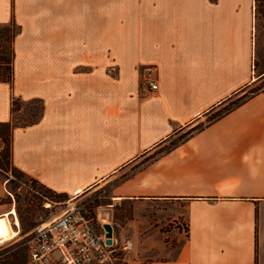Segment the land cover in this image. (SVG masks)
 Returning a JSON list of instances; mask_svg holds the SVG:
<instances>
[{
    "label": "crops",
    "instance_id": "obj_1",
    "mask_svg": "<svg viewBox=\"0 0 264 264\" xmlns=\"http://www.w3.org/2000/svg\"><path fill=\"white\" fill-rule=\"evenodd\" d=\"M6 25L0 127L18 169L76 201L110 185L100 211L154 208L153 224L133 215L115 235L153 248L148 264H264V91L209 119L257 82L258 0H0ZM16 100L39 104L34 120L14 123ZM9 193L0 176V217Z\"/></svg>",
    "mask_w": 264,
    "mask_h": 264
},
{
    "label": "rangeland",
    "instance_id": "obj_2",
    "mask_svg": "<svg viewBox=\"0 0 264 264\" xmlns=\"http://www.w3.org/2000/svg\"><path fill=\"white\" fill-rule=\"evenodd\" d=\"M258 3L264 7V0H258ZM17 28L15 26L6 25L0 26V61L2 57L5 58L6 64L4 66H0V78H9L11 76V66L7 64L10 60V51L12 45V38L15 34ZM261 39L257 40L258 49L260 47L261 54H256V72L255 76L256 83H254L250 88H247L246 91L242 95L252 96L253 94L264 91V79L260 74V71L264 69V33L261 34ZM258 59L261 60V64L258 67ZM260 68V69H258ZM241 95V96H242ZM39 104L34 101L21 102L15 101V114H14V123L26 124L35 119L38 113ZM20 110V111H19ZM212 117V116H211ZM210 117V118H211ZM209 118V119H210ZM6 131L5 127H0V132ZM7 170V174H2L0 172L1 179L5 182L7 189L9 190V203L10 207L15 208L17 211V216L20 222V229L25 230V234H19L18 237L8 240L4 243H0V250L10 242H15L21 240L25 237L30 239L31 231L33 228L39 224L40 222L50 219L56 215L62 213L68 205L71 203L75 204L78 208H82L83 213L92 219H94L95 226L98 227V231H102V227L99 223H111L114 227V238L116 233L118 234L121 229L122 224H126L133 215L141 216V222L144 226H149V224H153L157 218L154 217L156 211L154 208L145 207V206H134L132 204H124L122 206H115L112 209L99 210L97 206L100 203H109L112 201L111 199V187L110 185H104L102 188L94 191L90 195L85 198L76 201V199H72L71 197L67 198H57L53 197V195L45 194L44 189H42L38 184H35L33 180H31L30 176L26 173H20L16 168L12 166H4ZM30 177V178H29ZM47 196L49 198H47ZM50 198H53L51 200ZM109 210V211H108ZM185 212V208H182ZM161 219H163L164 213L163 211L158 212ZM150 216V220H149ZM12 222L14 223L13 215H10ZM99 221V222H98ZM164 222V220H163ZM179 223L178 226H181L182 229L186 230L187 221L184 217L180 220H177ZM165 223V222H164ZM158 225H161L162 222L158 221ZM162 231H167L169 229V225L162 224ZM15 230H19L18 227L14 226ZM104 230V229H103ZM130 233V231H128ZM117 244L113 247L115 249L114 255L117 257H122L125 262L128 264H148V261L152 257L154 253L153 248L145 247H130L129 249H124L123 245L124 241H117L114 239ZM171 248H161L158 250V254L164 256L169 253ZM30 252V250H28Z\"/></svg>",
    "mask_w": 264,
    "mask_h": 264
},
{
    "label": "built area",
    "instance_id": "obj_3",
    "mask_svg": "<svg viewBox=\"0 0 264 264\" xmlns=\"http://www.w3.org/2000/svg\"><path fill=\"white\" fill-rule=\"evenodd\" d=\"M157 77L155 65L145 66L141 72V88L148 92L156 91L159 88ZM13 224L19 227L16 217ZM100 226L101 232L94 219L71 203L62 213L40 222L31 231L27 242L31 263L113 264L116 259L113 246L117 243L113 240V245H108L101 222ZM131 246L132 242L126 240L123 248Z\"/></svg>",
    "mask_w": 264,
    "mask_h": 264
},
{
    "label": "trees",
    "instance_id": "obj_4",
    "mask_svg": "<svg viewBox=\"0 0 264 264\" xmlns=\"http://www.w3.org/2000/svg\"><path fill=\"white\" fill-rule=\"evenodd\" d=\"M11 26H14V25H11ZM16 32H17V30L15 31V34H16ZM15 34L12 38V44H13ZM10 52H11L10 53L11 57H10V60L7 62V64H9L11 66V76L9 78H0L1 81H11L13 78L14 51H13L12 45H11V51ZM4 64H6V60L4 57H2V59L0 61V66H4ZM261 92H263V91H261ZM237 94H239V93H237ZM256 94H258V93H256ZM256 94H253L252 96H254ZM250 97L251 96L242 95L238 98L233 99L225 108L216 112L210 119L215 120V119L222 117L224 114L232 111L233 109H235L238 106H240L241 104H243ZM13 107H15V101L13 102ZM4 127L6 128V131L0 132V136L4 142V147L0 151V172L2 174L3 173L7 174V170L5 169L4 166L10 165V166L16 168L20 173L24 174V172L21 171L20 169H18L12 161L11 129L9 128L8 125H6ZM30 179L33 180V182L35 184H38L42 189H44L45 194H49V195L51 194V195H53V197H57V198L69 197L66 193H59V192L53 191V190L47 188L45 185H42L41 183H39L35 179H33V178H30ZM47 198H49V197L47 196ZM50 199L54 201L53 198H50ZM99 225H100V223H99ZM20 233L22 235L25 234V230L22 229ZM27 242H28V239H27V237H25L21 240H18V241L15 240V242L13 241V242L8 243L7 245L2 246L4 248H2L0 250V264H32L30 261V258H29V252H28L29 245ZM113 264H128V263L125 262L122 257L117 256Z\"/></svg>",
    "mask_w": 264,
    "mask_h": 264
},
{
    "label": "bare ground",
    "instance_id": "obj_5",
    "mask_svg": "<svg viewBox=\"0 0 264 264\" xmlns=\"http://www.w3.org/2000/svg\"><path fill=\"white\" fill-rule=\"evenodd\" d=\"M16 210L15 212H13V214H11L10 212L3 214L0 217V243H4L8 240L14 239L16 237H18L19 235V230H15L13 228V223L12 220L10 218V215H13V218H17V223L20 226V222H19V218L16 214Z\"/></svg>",
    "mask_w": 264,
    "mask_h": 264
},
{
    "label": "water",
    "instance_id": "obj_6",
    "mask_svg": "<svg viewBox=\"0 0 264 264\" xmlns=\"http://www.w3.org/2000/svg\"><path fill=\"white\" fill-rule=\"evenodd\" d=\"M103 227L105 229L106 243L108 245H113L114 238V227L111 223H104Z\"/></svg>",
    "mask_w": 264,
    "mask_h": 264
}]
</instances>
